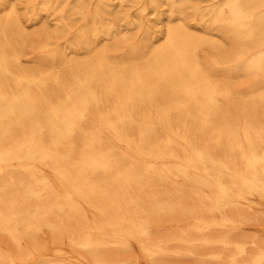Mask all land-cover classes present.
I'll return each instance as SVG.
<instances>
[{"label": "bare ground", "instance_id": "1", "mask_svg": "<svg viewBox=\"0 0 264 264\" xmlns=\"http://www.w3.org/2000/svg\"><path fill=\"white\" fill-rule=\"evenodd\" d=\"M258 200L264 0H0V264L77 262L40 231L162 264ZM176 218L194 228L153 231ZM262 243L214 258L264 264Z\"/></svg>", "mask_w": 264, "mask_h": 264}, {"label": "rangeland", "instance_id": "2", "mask_svg": "<svg viewBox=\"0 0 264 264\" xmlns=\"http://www.w3.org/2000/svg\"><path fill=\"white\" fill-rule=\"evenodd\" d=\"M137 31L132 32L133 40L138 36ZM142 34V33H141ZM209 53V51H206ZM27 65H35V63H28ZM241 212H244L249 218H233L234 221H229L224 227H216L208 230L209 234L217 235L226 233L229 235L228 243L222 242H208L201 249L194 251L193 253L183 254L181 252H171L168 256L162 258L160 261L162 264H228L225 260L219 261L214 258V254L218 251L223 252V256L228 255L232 247L237 243H244L247 249L252 250L251 244L255 240L257 242H264V200H258L250 203H243L239 206ZM219 219V218H216ZM196 219L193 218H176L171 222H164L153 228L154 232H161V234H167L174 232V230L194 228ZM46 231H40L36 238V244L43 249L46 245H58L69 252L70 258L73 261H77L74 264H94L88 258L77 254L76 249L72 248L65 239L57 238L50 239L47 237ZM32 243L26 241L23 247L30 246ZM179 243H172L174 247ZM264 244V243H262ZM37 252V251H36ZM55 253V250H50L49 254ZM110 257L113 260L121 259L124 264H151L147 257L141 253L136 242L129 241L128 249L124 253L112 251L109 252ZM25 256L23 259H26ZM239 261H242L243 256L237 257ZM81 260V261H80ZM72 262V261H71ZM73 263V262H72Z\"/></svg>", "mask_w": 264, "mask_h": 264}]
</instances>
